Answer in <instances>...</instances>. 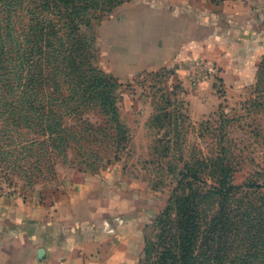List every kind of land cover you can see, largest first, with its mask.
Wrapping results in <instances>:
<instances>
[{
  "label": "rangeland",
  "instance_id": "rangeland-1",
  "mask_svg": "<svg viewBox=\"0 0 264 264\" xmlns=\"http://www.w3.org/2000/svg\"><path fill=\"white\" fill-rule=\"evenodd\" d=\"M130 1L100 14L85 33L93 68L110 79L107 112L97 96L81 116L64 117L67 138L58 149L49 133L26 137L42 145L17 155L27 157L20 172L0 166V201L49 208L97 194L109 207L105 217L130 236L125 264H144L162 214L168 209L170 218L175 215L173 199L185 166L205 164L227 149L238 165L234 186L264 166V140L256 138L264 137V111L249 104L264 58V0H208L237 12H228L221 25L236 53L215 50L208 60L162 67L141 58L163 36L156 24L133 23L128 8L115 22V10Z\"/></svg>",
  "mask_w": 264,
  "mask_h": 264
},
{
  "label": "trees",
  "instance_id": "trees-1",
  "mask_svg": "<svg viewBox=\"0 0 264 264\" xmlns=\"http://www.w3.org/2000/svg\"><path fill=\"white\" fill-rule=\"evenodd\" d=\"M125 1L0 0V166L20 172L27 157L18 156L42 145L30 135L49 133L56 149L64 145V117L81 116L97 96L107 112L110 79L93 68L85 33ZM249 101L264 111V58ZM235 159L225 149L185 166L175 215L162 214L144 264H264V166L234 186Z\"/></svg>",
  "mask_w": 264,
  "mask_h": 264
},
{
  "label": "crops",
  "instance_id": "crops-1",
  "mask_svg": "<svg viewBox=\"0 0 264 264\" xmlns=\"http://www.w3.org/2000/svg\"><path fill=\"white\" fill-rule=\"evenodd\" d=\"M225 4L131 0L115 10V22L122 21L120 12L128 8L134 12L133 23L147 19L148 26L156 24L163 36L154 52L141 58H151L159 67L208 60L211 51L237 50L221 26L228 12H237ZM95 195L84 203L60 202L49 208L0 201V264H125L132 252L130 236L105 217L109 207Z\"/></svg>",
  "mask_w": 264,
  "mask_h": 264
}]
</instances>
